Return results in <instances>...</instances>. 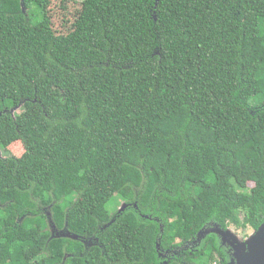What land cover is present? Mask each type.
<instances>
[{
    "label": "trees",
    "instance_id": "obj_1",
    "mask_svg": "<svg viewBox=\"0 0 264 264\" xmlns=\"http://www.w3.org/2000/svg\"><path fill=\"white\" fill-rule=\"evenodd\" d=\"M0 149V264L228 263L194 241L264 222V0H0Z\"/></svg>",
    "mask_w": 264,
    "mask_h": 264
},
{
    "label": "water",
    "instance_id": "obj_2",
    "mask_svg": "<svg viewBox=\"0 0 264 264\" xmlns=\"http://www.w3.org/2000/svg\"><path fill=\"white\" fill-rule=\"evenodd\" d=\"M126 206L127 204L124 203L118 211H123ZM134 206L136 207L137 205L135 204ZM55 231H62V234L54 235L52 228V237L79 238L78 235L70 233L66 228L58 230L55 227ZM210 233L217 235L221 244L226 245L233 251V258L228 264H264V222L243 242L230 229H222L218 225H214L200 230L194 244Z\"/></svg>",
    "mask_w": 264,
    "mask_h": 264
},
{
    "label": "rangeland",
    "instance_id": "obj_3",
    "mask_svg": "<svg viewBox=\"0 0 264 264\" xmlns=\"http://www.w3.org/2000/svg\"><path fill=\"white\" fill-rule=\"evenodd\" d=\"M35 10H36V7L33 6L32 9H31V11H30V13H31L30 19H31V22H33V23H37V22H39V21L41 20V18H42V16H39L38 14H35V13H34ZM257 102H258V98H255V97L251 98V100H250V104H251V105H254V104H256ZM12 147L14 148V153H15L16 155H19V154H20V150H21V149H20V148H21V142H16V143H14V144L12 145ZM4 154H5V153L3 152V150L0 149V155L4 156ZM123 204H124V202H121V201H119V200H115V199H114V201L111 202V203L108 205V208H109V210L112 211L113 208H114V206L117 205L118 210H119L120 208H122ZM43 213H46V215L48 216V226H49L50 230L53 228V234H54V235L62 234V231H55V232H54L55 225H54L53 222L51 221L50 214H48L47 210H44ZM230 229H231V232H234V233H236V234H237V233L240 234V230H239V229L237 230L235 227H230ZM249 232H252V230H248V233H249ZM238 234H237V235H238ZM82 241H83V243H84L86 246L91 245V244L94 243V242H92L91 240H88V239H82Z\"/></svg>",
    "mask_w": 264,
    "mask_h": 264
},
{
    "label": "flooded vegetation",
    "instance_id": "obj_4",
    "mask_svg": "<svg viewBox=\"0 0 264 264\" xmlns=\"http://www.w3.org/2000/svg\"><path fill=\"white\" fill-rule=\"evenodd\" d=\"M192 246H193V244H192ZM192 250H193V247H191L190 245L187 244L184 248L171 250V252H169V254H168V258L172 259V258L176 257L180 260V262L182 264H185V261H182V258L185 256L184 252H189V254H190ZM226 252L229 255V258H230L229 262H230L233 258V251L230 250L228 247V249H226ZM228 263H226V264H228Z\"/></svg>",
    "mask_w": 264,
    "mask_h": 264
},
{
    "label": "built area",
    "instance_id": "obj_5",
    "mask_svg": "<svg viewBox=\"0 0 264 264\" xmlns=\"http://www.w3.org/2000/svg\"><path fill=\"white\" fill-rule=\"evenodd\" d=\"M214 264H222V263H220V262H215Z\"/></svg>",
    "mask_w": 264,
    "mask_h": 264
}]
</instances>
